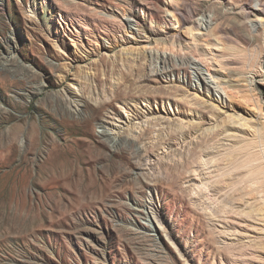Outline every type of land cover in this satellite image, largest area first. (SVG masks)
Here are the masks:
<instances>
[{
  "label": "rangeland",
  "instance_id": "obj_1",
  "mask_svg": "<svg viewBox=\"0 0 264 264\" xmlns=\"http://www.w3.org/2000/svg\"><path fill=\"white\" fill-rule=\"evenodd\" d=\"M258 2L0 0V264H264V176L235 169L264 168V18L251 42L241 10ZM60 100L101 108L89 133L140 158L67 130ZM74 139L107 157L102 198L47 185Z\"/></svg>",
  "mask_w": 264,
  "mask_h": 264
},
{
  "label": "bare ground",
  "instance_id": "obj_2",
  "mask_svg": "<svg viewBox=\"0 0 264 264\" xmlns=\"http://www.w3.org/2000/svg\"><path fill=\"white\" fill-rule=\"evenodd\" d=\"M241 10H243L247 19L245 18V16H244V18L246 20H248V22L250 24V26L246 27V28H247V32L249 33L248 35H250L249 40L252 42V39H253L252 34L254 33V31L259 26V24L257 26V24H255V23L258 20H260V21L263 20V18H264V7H262L261 4L258 2L256 6H250L249 8H245V9H241ZM202 19H204V18H202ZM212 20H214L212 15L206 16V22H209V21L212 22ZM194 30H195L194 27L189 28V33H193ZM175 37L180 38V35L177 33V34H175ZM213 78H215V77H213ZM215 80L213 81V82H215V84L219 83V81L216 82ZM250 80H249L250 84L253 85L254 76H253V79H250ZM209 81H207V82H209ZM210 82H212V81H210ZM232 87H234V86L232 85ZM108 106L111 107V105H108ZM60 108H61V111L63 112V115H64V119H63L64 121L63 122L70 123V126L67 128V130L71 129L73 131L79 132L80 134H85V135L89 136L95 142V144L98 143L104 149H107L108 151H110V153L119 154V155L123 154L121 160H125L128 163H132V161H131L132 158H135V157L140 158V156L138 154L137 155L128 154L126 149H123L121 147L119 149L113 150L114 147L111 146L110 144H111V142H114L115 139H113L110 134H106L104 131H103V133H105V136H108V135L110 136V138H111L110 142L104 141V140L100 139L99 137L89 133L88 126L92 125L91 124L92 119H99L101 108H99V107L93 108V110L90 111L89 115L86 117H83V118L74 116L69 111V109H67L66 104L62 100H60ZM199 125L200 124H195L196 127H194V128H198ZM246 126H248V125H246ZM70 142L71 143H67V144L53 143V148H52L51 154L49 155L48 159L46 161H44V163H43V164H45V170L48 171V173L50 174V179L47 181V185H49V186H55L56 185V186L67 187V185L71 184L73 187L78 188L80 191L85 192L86 194H91L90 196L93 198L98 199V197L99 198L104 197V195H106L107 189L110 186L111 180L107 179V177H105V179H100V177H98L96 172L100 171L101 169L98 168L96 170L89 163L90 162H97L99 160H104V159H107V157L104 156L100 151H98L97 147H95L94 145H91V144L85 145V143L88 142L85 139H74V140H70ZM28 153L29 152H26V151L24 152L25 155H27ZM237 153H241V150ZM234 154H235V152L229 153L225 157V161L226 162H229V161L232 162L235 159ZM247 159H246L247 161L246 160L242 161L240 164L238 163V165L235 166V169H238L240 167H243L245 169L249 168L247 175H244L243 178L238 182V184H240L242 182L254 183V182L259 181L262 178V176H264V168H261V167L257 168L255 166H253L254 164L250 165V163L252 161L249 159V157ZM257 164H259V163H257ZM119 165H120L119 161L112 163L110 165L111 171H113V169L118 167ZM137 167H138V165H137ZM26 171H29V169H27ZM223 180H225V179H223ZM228 184H230V183H228ZM254 187H256V186H254ZM228 188H229V186H228ZM238 191L240 192L239 195L242 196L243 195L242 190L239 189ZM258 191H260V190H258ZM258 196H259V194H258ZM252 200L254 201V198H252ZM256 207H258V206H256ZM256 214L261 215V209Z\"/></svg>",
  "mask_w": 264,
  "mask_h": 264
}]
</instances>
